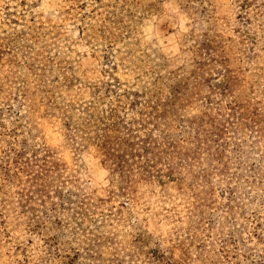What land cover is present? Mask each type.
<instances>
[{
  "label": "rangeland",
  "instance_id": "obj_1",
  "mask_svg": "<svg viewBox=\"0 0 264 264\" xmlns=\"http://www.w3.org/2000/svg\"><path fill=\"white\" fill-rule=\"evenodd\" d=\"M0 264H264V0H0Z\"/></svg>",
  "mask_w": 264,
  "mask_h": 264
}]
</instances>
